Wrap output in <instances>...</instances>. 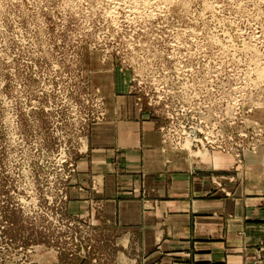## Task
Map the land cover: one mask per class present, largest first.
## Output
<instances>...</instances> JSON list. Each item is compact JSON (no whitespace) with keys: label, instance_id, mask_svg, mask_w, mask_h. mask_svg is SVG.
Masks as SVG:
<instances>
[{"label":"rangeland","instance_id":"rangeland-1","mask_svg":"<svg viewBox=\"0 0 264 264\" xmlns=\"http://www.w3.org/2000/svg\"><path fill=\"white\" fill-rule=\"evenodd\" d=\"M121 118L241 192L264 157V0H0V264H140L71 204ZM251 256L264 264V235Z\"/></svg>","mask_w":264,"mask_h":264},{"label":"crops","instance_id":"crops-1","mask_svg":"<svg viewBox=\"0 0 264 264\" xmlns=\"http://www.w3.org/2000/svg\"><path fill=\"white\" fill-rule=\"evenodd\" d=\"M114 121L98 130L92 156L81 159L85 179L71 204L135 247L139 254L127 257L133 262L254 263L264 235V157L248 155L241 192L221 196L207 174L169 158L154 123ZM91 177L98 192L90 190Z\"/></svg>","mask_w":264,"mask_h":264}]
</instances>
